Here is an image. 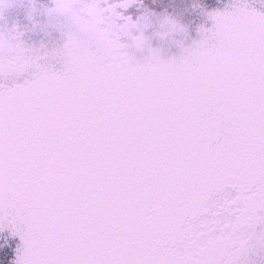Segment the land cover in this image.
<instances>
[{
  "label": "snow or ice",
  "instance_id": "obj_1",
  "mask_svg": "<svg viewBox=\"0 0 264 264\" xmlns=\"http://www.w3.org/2000/svg\"><path fill=\"white\" fill-rule=\"evenodd\" d=\"M0 264H264V7L0 0Z\"/></svg>",
  "mask_w": 264,
  "mask_h": 264
},
{
  "label": "rangeland",
  "instance_id": "obj_2",
  "mask_svg": "<svg viewBox=\"0 0 264 264\" xmlns=\"http://www.w3.org/2000/svg\"><path fill=\"white\" fill-rule=\"evenodd\" d=\"M45 2H49V0H45ZM187 2L191 3V0H187ZM229 2L230 0H201V3L205 5L208 8V10H215V9L223 10L224 6ZM251 3L253 4V6L257 8L264 7V4L261 3V0H251ZM22 16H23L22 10H20L19 12L13 10L9 14V22H11L12 19L21 18ZM193 18H194V24L202 23L205 22L206 20L205 17L196 16L195 14ZM207 23L210 25L211 21H207Z\"/></svg>",
  "mask_w": 264,
  "mask_h": 264
}]
</instances>
